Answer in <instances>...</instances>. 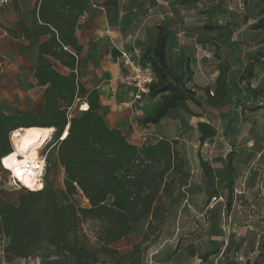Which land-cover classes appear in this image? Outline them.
Segmentation results:
<instances>
[{"label":"trees","instance_id":"obj_1","mask_svg":"<svg viewBox=\"0 0 264 264\" xmlns=\"http://www.w3.org/2000/svg\"><path fill=\"white\" fill-rule=\"evenodd\" d=\"M87 1L36 0L29 12L32 21L27 25L19 14L17 0H11L16 20L9 28L0 26L6 35L15 39L36 41L46 37L37 46L32 71L35 85L42 89L41 102L29 112L7 114L0 110V160L12 152L11 132L29 127L53 128L51 149L64 174L62 190L56 189L54 181L44 172L40 190L15 189L19 191L16 203L0 195V234L6 241L3 259L7 264L33 258L36 254L40 257L39 264H97L100 253L116 259L117 264L125 261V264H140L137 247L130 254L119 255L111 245L127 237L132 228L143 221L147 224L143 238L147 240L154 235L155 227L166 215L162 198L172 193L173 182L168 180V174H182L184 169L175 140L159 138L140 146L131 144L120 129L106 121L98 91L85 88L79 80L77 68L82 48L74 37V28ZM261 1L263 7L256 19L245 21L252 32L264 31V0ZM204 29L218 28L205 25ZM156 30L155 45L143 46L142 52H138L139 64L148 66L154 77L142 101L156 102L149 114L136 120L138 127L156 125L173 110L191 114L189 104L197 108L205 105L218 108L232 98L234 82L245 87L253 98H258L259 92L250 87V82L256 68L264 66V46L255 48L240 69L222 62L218 51H214L212 56L217 66L212 74L215 77L212 86L200 87L203 100L192 87L195 74L189 59L180 62L179 71L169 61L168 42L173 37L170 27L159 24ZM210 44L220 49L215 41ZM55 64L68 69V73H60ZM76 100L86 104L87 109L78 115L72 113L67 120V109ZM196 128L199 145L215 136L208 122L200 121ZM65 131L64 139L59 140ZM231 159L229 154V180L221 178L217 192L209 193L206 199L208 206L211 199L217 200V195L221 198L206 216L207 244L196 254L201 263L221 255L219 264H238L234 254H221L223 242L215 240L222 236L219 224L223 215H229L232 204L235 175ZM199 162L209 179L210 167L202 159ZM76 193L83 196L87 207L75 202ZM85 221L100 223L96 249L82 244L80 230Z\"/></svg>","mask_w":264,"mask_h":264},{"label":"rangeland","instance_id":"obj_2","mask_svg":"<svg viewBox=\"0 0 264 264\" xmlns=\"http://www.w3.org/2000/svg\"><path fill=\"white\" fill-rule=\"evenodd\" d=\"M147 1L152 2L155 8V21L167 24L172 33H179L176 40L185 47V54L195 56V85L191 86L196 88L197 95L203 100L200 87L212 86L215 77L212 74L217 66L212 56L214 51H218L222 62L231 63L233 69H240L255 48L264 46V31L252 32L245 23L256 19L263 7L261 0ZM35 2L19 0L20 11L27 15ZM161 13L164 15L162 19L159 17ZM14 21L11 5L0 6V26H11ZM205 25H214L218 29L207 31ZM212 41L216 42L219 50L210 44ZM34 46L33 42L11 43L6 37L0 39V110L7 114L32 111L41 102L42 89L35 85L32 77L34 57L31 53ZM203 54L209 60L204 66ZM78 77L81 80L79 72ZM250 87L259 92L257 99L245 87L234 82L231 85L232 98L218 108L206 105L197 108L189 104L191 114L185 110H173L161 120V128L160 123L155 125L158 128L153 131L155 137H149L146 143L159 138L175 140L176 149L184 160V169L182 174H168V180L173 182L172 193L162 198L166 215L155 227L154 235L146 240L143 238L146 222L135 225L127 237L111 245L119 255L130 254L137 247L140 264H219L221 255L201 263L196 254L207 244L206 216L211 207L221 200L217 195V200L211 199L206 206L207 196L217 192L221 178L229 180L231 173L227 169V159L231 154L230 166L235 175L232 204L229 215H223L219 224L222 236L215 240L223 242L221 254H234L238 264L254 261L264 264V66L256 68ZM82 105V101L76 100L72 113L78 115L83 112ZM200 121L208 122L215 130V136L202 145H199L196 128ZM52 145L53 133L33 154V158L46 154V176L54 181L56 189L62 190L64 174L51 149ZM200 159L211 169L209 179L201 170ZM16 188L9 173L0 164L1 197L16 203L19 192ZM74 200L78 205L87 207L80 193L75 194ZM213 230L217 231V228ZM80 232L86 248L99 247V222H83ZM5 244L0 234V264H7L3 259ZM33 258L40 259L39 254ZM8 264L19 262L16 260ZM97 264H117V260L100 253Z\"/></svg>","mask_w":264,"mask_h":264},{"label":"crops","instance_id":"obj_3","mask_svg":"<svg viewBox=\"0 0 264 264\" xmlns=\"http://www.w3.org/2000/svg\"><path fill=\"white\" fill-rule=\"evenodd\" d=\"M10 2L11 0L8 5ZM17 4L19 14H22L20 15L21 19L29 25L32 21L29 12L34 6L27 15H24L19 9V0H17ZM153 9L155 8L152 2L147 0H88L74 28V37L82 48L77 68L82 85L87 89L93 88L98 91L101 108L108 124L113 128L120 129L128 141L137 146L145 144L150 139L149 137L154 136L153 131L158 129L155 125L146 128L136 125V120L149 114L156 102L144 100L140 103L130 104L133 89L122 79L126 70L122 65L121 53H131L133 50L142 52L143 46L155 45L156 26L160 23L155 21L157 15ZM159 17L162 19L164 15L161 13ZM177 36L179 33L173 32V37L168 42L169 61L173 68L179 71L180 62L188 58L195 73L197 60L195 56L185 54V47L180 45L178 39L176 40ZM4 37L11 43L20 41L29 44L33 42L35 46L31 54L34 57L33 67L35 66L37 46L46 37H40L36 41L15 39L6 35L1 29L0 39ZM12 54L10 53V55ZM203 57H205L202 59L204 66L209 60L204 54ZM54 66L60 73H68V69L64 67L58 64ZM83 105H85L84 109ZM83 105L81 109L86 110L87 105Z\"/></svg>","mask_w":264,"mask_h":264},{"label":"bare ground","instance_id":"obj_4","mask_svg":"<svg viewBox=\"0 0 264 264\" xmlns=\"http://www.w3.org/2000/svg\"><path fill=\"white\" fill-rule=\"evenodd\" d=\"M53 131V128L29 127L11 132L10 141L13 150L2 159L1 165L6 171L12 172V176L18 178L27 190L37 191L40 188V184L34 179L33 174L38 156L34 159L33 154L51 136Z\"/></svg>","mask_w":264,"mask_h":264},{"label":"built area","instance_id":"obj_5","mask_svg":"<svg viewBox=\"0 0 264 264\" xmlns=\"http://www.w3.org/2000/svg\"><path fill=\"white\" fill-rule=\"evenodd\" d=\"M8 3L9 0H0V6H6L8 5ZM121 60H122V65L126 70V73L123 74L122 79L125 84H127L133 89V95L130 100V104L140 103L142 102L143 98L146 96L149 85L154 81L153 73L151 72L148 66H141L139 64L138 61L139 53L137 50H133L131 53L122 52ZM72 108L73 107H69L67 109L66 112L67 120H69L72 116ZM67 126L65 127V130L67 129ZM63 135L59 138V140L64 139ZM1 162L2 159L0 160V164ZM45 166H46V154L38 155V158L36 159L35 162V167L33 168V174H34V179L37 180V183L40 184L39 190L42 188L43 185V175L45 172ZM6 172L9 173L13 185L17 187L16 189L25 188L23 184L18 180V178H14L12 176L13 175L12 172L10 171H6ZM18 262L19 264H39V259L29 257L26 259H20L18 260Z\"/></svg>","mask_w":264,"mask_h":264}]
</instances>
